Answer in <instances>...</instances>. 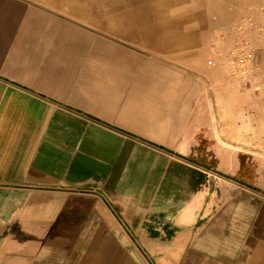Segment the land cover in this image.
I'll list each match as a JSON object with an SVG mask.
<instances>
[{
  "label": "crops",
  "instance_id": "crops-1",
  "mask_svg": "<svg viewBox=\"0 0 264 264\" xmlns=\"http://www.w3.org/2000/svg\"><path fill=\"white\" fill-rule=\"evenodd\" d=\"M29 10L22 1L0 0V264H207L193 256L197 249L219 264L221 255L239 248L252 214L264 221L254 197L224 191L211 219L209 203L193 212L189 176L171 202L153 194L154 204L180 198L190 205L188 216L175 218L185 226L173 240L138 232L133 223L146 218L136 207L150 205L138 191L175 189L169 162L159 179L161 153L173 155L177 103L166 104L171 112L161 117L159 92L155 101L154 92L123 85L126 73L98 70L95 52L50 53L42 35L24 32L18 39L26 29L18 16ZM257 129L254 140L264 142V122ZM144 168L147 180H132ZM204 220L208 225L191 246L192 224ZM255 238L261 264L264 238Z\"/></svg>",
  "mask_w": 264,
  "mask_h": 264
},
{
  "label": "rangeland",
  "instance_id": "rangeland-1",
  "mask_svg": "<svg viewBox=\"0 0 264 264\" xmlns=\"http://www.w3.org/2000/svg\"><path fill=\"white\" fill-rule=\"evenodd\" d=\"M19 1L30 10L25 18L18 16L26 27L19 30L18 39L24 32L27 37L42 35L50 53L95 52L98 70L126 73L128 82L123 85L154 92L155 101L159 92L161 117L171 112L164 110L166 104L177 103L173 155L161 153L159 179L166 178L169 162L175 166L177 182L175 189L169 184L163 190L138 191L143 193L140 200L150 203L136 207L146 218L133 223L140 234L169 243L173 232L185 226V219L175 218L188 216L185 209L190 205H180V198L177 204H154L158 193L171 202L184 176L190 178L187 199L193 212L203 201L214 216L224 202V191L236 189L253 196L264 213V142L253 136L264 122V0ZM246 53L250 60L237 64L236 57ZM131 177L147 180L146 168ZM259 215L252 214L239 248L226 251L219 264L257 263L255 235L264 238ZM205 220L192 224L191 246ZM163 231L167 235L159 237ZM193 256L212 263L208 250L197 249ZM261 258L264 264V254Z\"/></svg>",
  "mask_w": 264,
  "mask_h": 264
},
{
  "label": "built area",
  "instance_id": "built-area-1",
  "mask_svg": "<svg viewBox=\"0 0 264 264\" xmlns=\"http://www.w3.org/2000/svg\"><path fill=\"white\" fill-rule=\"evenodd\" d=\"M250 57H251V54L246 53L245 55L236 57L235 60H236L237 64H243L244 65L247 60H250Z\"/></svg>",
  "mask_w": 264,
  "mask_h": 264
}]
</instances>
